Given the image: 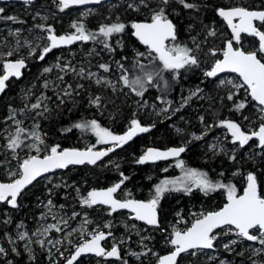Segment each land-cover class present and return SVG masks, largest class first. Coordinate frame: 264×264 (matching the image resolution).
I'll use <instances>...</instances> for the list:
<instances>
[{
	"label": "snow or ice",
	"instance_id": "6c2138e0",
	"mask_svg": "<svg viewBox=\"0 0 264 264\" xmlns=\"http://www.w3.org/2000/svg\"><path fill=\"white\" fill-rule=\"evenodd\" d=\"M102 0H54L59 11L63 12L71 6H82L88 4H101ZM26 5L31 4L32 0H24ZM173 4L181 6L183 9L194 10L197 13L200 11V5L192 2V0H130L127 3V8L133 12L146 10L148 15L142 20H133L130 23L122 22L117 17L115 22L100 24L96 31H90L86 28L83 20L74 21L71 28L74 31L57 34L56 29L51 24L39 23L34 25V29H38L44 36H36L34 40L27 38L21 39L22 30L16 28L9 31V36L15 38V47L9 48L6 52H0V65H2V74H0V94H4L13 78L19 79L23 76V71L28 67V60L35 57L38 61H44L48 54L54 49L63 46L72 45L75 42L94 41L102 46L109 54H115L117 48L123 50V34L127 29H131V36L134 37L139 44L145 47V51L134 49L132 59L128 56H121L119 60L113 59L111 63H100L98 69L103 73H118V79L112 80L108 76L100 75L98 72H93L84 67H73L71 63H62L61 58L57 57L54 65L44 67L42 75L51 73L54 69H59L61 73L67 75L74 74L80 79L92 81L97 86L106 87L113 94L123 92L126 88L130 93L137 97L143 98L150 87H159L158 81H163V88L160 89L165 94L170 88L167 80L164 79L163 73H173L175 80L180 75V70L198 67L201 59L198 55L202 51V44L207 43L208 37H215L217 31L214 27L205 25L206 35L203 41H198L196 36H192L191 45L182 43L179 40V31L177 25L170 17L175 13ZM5 8L0 7V20L11 21L13 23L24 24L25 21L20 20L14 15H4ZM215 13L219 16L227 27L230 29V38L224 40L223 48H209L208 55L211 57L222 58L214 59L211 67L204 72L207 78L218 77L220 73L231 72L237 74L239 82L233 80H219L218 87H226L231 85V89L227 92L226 99L231 102L230 111L240 113L243 121H248L249 126L244 127L240 122L233 119H220L214 124H205V117L199 116V121L205 124V131L202 135L192 133V138L201 140L207 135V132L213 127H220L226 130L230 136V143L237 146L239 149H244L246 146L252 149L247 154L248 160L256 163L259 159L264 162V0H261L259 6H248L246 4H233L215 8ZM178 15V13H176ZM40 18L47 21V16H40L37 12L33 16V20ZM193 28L189 24V30ZM32 32L33 29H28ZM245 37H252L257 41V44L252 48L246 49L243 47ZM46 40V43L40 45L34 41ZM113 40L115 46L113 45ZM27 48L28 56L20 55V49ZM96 54L95 50L89 55ZM148 63L145 64L144 61ZM130 64V67H126ZM61 82L64 81V75L57 77ZM118 85L120 87H118ZM44 88H49L47 80L43 83ZM54 88H59V85H52ZM84 88L83 84H66L63 89L57 93V100L60 105L68 102L75 96L80 95V90ZM243 90L245 96L243 99L237 100L236 97ZM203 90L197 88L190 95L182 100L179 108L173 110L180 111L187 105L188 101L193 96H197ZM127 94V93H125ZM29 92L25 93L24 98L27 99ZM164 103L168 104L167 108L160 111L168 113L172 110V102L164 100L163 97H157ZM222 99V103H223ZM48 97L44 92L35 98V102L25 103L23 108L15 109L9 105V114L5 117V123L11 122L15 125L14 130L7 131L4 136L6 143L4 148L10 150L13 159L17 160L15 168H8L6 181H0V203H6L13 209H18L21 205L19 199L27 191L28 187L33 185L38 179L47 178L46 174L54 173L57 169H67L70 165H96L102 162L103 158L109 153L114 152L117 148L123 147L139 133H147L155 124L146 126L140 119L136 118V113H133V118L130 120L127 130L122 134H116L107 127L101 126L98 120H84L76 122L71 128L63 129V132H70L72 128L82 131H90L96 138L95 144L89 145L84 149L80 148H61L59 144L47 145L46 133L40 129V120L45 119L46 114L51 110L48 107ZM88 103L98 109L106 107L104 98L100 95L91 96ZM138 108L148 107L146 100H138ZM249 107H255L258 112L257 120L259 121L255 127H252L254 122L249 116H244L243 112ZM155 109V105H152ZM31 113L33 121L32 127H24V120L18 119L17 115ZM177 132L182 129L177 128ZM228 139V136L225 137ZM252 141H255L253 148ZM97 145H108V147L97 148ZM213 152L217 150L228 155L229 160L237 161L235 150L228 151L220 147L219 144L210 146ZM27 149L23 158L20 157L18 150ZM186 151V146L171 147L165 150L158 148H147L144 153L135 161L137 164H145L147 162H155L166 160L169 157H180L181 153ZM10 161H0V165H8ZM119 167L118 165L116 166ZM176 167L184 169L183 177L177 179H164L159 184L154 186V194L150 199L138 200L130 198L131 193H127L129 198H117V193L122 190V185L129 179L123 173H120L121 179L110 187L104 189H91L86 195L81 194L80 188L67 183L56 184L54 188H74L79 199L78 203L82 207L93 208L95 206H107L108 215L118 212L119 210H129L132 214V219L142 221L144 224L151 226L162 233H167L165 242L170 246V250L165 255L154 253L147 245L145 240L152 239L151 237H141V245L146 249L143 252H135L129 250L128 255L139 259L141 256L149 254L156 256V264H179V261L184 255L197 257L200 254H207L208 250L215 251L217 247L223 248L226 252H235L236 247L243 242H255L260 245L259 248H252V255L249 256L251 264H264V260L257 261L252 259L253 256L264 255V183L258 181V174L255 170L247 172L244 177V186L242 191L239 190L234 183H224L222 181H213L209 178L208 173L194 168H185L183 160H177ZM167 169H165L166 171ZM239 170L233 175H238ZM223 176V173L220 174ZM198 189L204 195H209L217 190H223L226 197V202L216 210L193 213V218L189 224L184 220L180 213V217L176 224H173L171 231L165 227L160 218V202L164 195L168 192H184L191 194L193 189ZM49 197L53 195V188L47 189ZM44 207L46 212H42L40 219L46 221L49 216L55 223L42 224L35 232L29 233L25 229L24 223L21 221L17 224V236L13 239L8 236L11 246V253L20 255L18 241L24 242L25 251L29 254V259L35 260L32 255L31 244H38L41 248L46 245L49 258L52 256V248L56 249V254L64 258L65 264H74L78 262V258L84 254H94L97 257L116 258L121 260L122 264H128L121 254V245L123 240L113 242L110 249L102 246V241L112 237L111 231L101 230L99 225L95 229L87 230V225L91 223L87 219V213H84V220L80 226L79 232L82 237L87 235V238L75 245L74 251L70 256L65 257L57 245H62L65 240L69 244L72 241L69 237L72 236L77 229L70 228L71 221L81 215L80 212L72 210L70 215H59V212L53 211L55 208L53 199H47ZM65 205H60L62 211ZM11 217H8L4 223H10ZM184 223L186 226L180 228L177 225ZM132 230H136V225L130 226ZM105 229H111L112 224L108 222L104 225ZM65 229H70L65 233ZM52 233H65L62 239H53ZM137 235L140 232L136 231ZM35 237V239H33ZM235 237V238H231ZM130 239V237H129ZM227 242H222L224 240ZM9 249L0 246V256H7ZM243 257L244 251L236 253ZM210 261H217L218 256H208ZM8 264H12L9 260ZM52 264H57L52 261ZM218 264H229L225 259H219Z\"/></svg>",
	"mask_w": 264,
	"mask_h": 264
},
{
	"label": "rangeland",
	"instance_id": "374dc122",
	"mask_svg": "<svg viewBox=\"0 0 264 264\" xmlns=\"http://www.w3.org/2000/svg\"><path fill=\"white\" fill-rule=\"evenodd\" d=\"M50 2L54 3V0H50ZM130 2V0H113L111 2H105L96 6L92 7H77L72 8L70 11L67 12L65 9L64 12L58 11L57 8H49L44 5H38L33 6L32 3L26 5L24 2H21V5L15 6V8L20 12L21 14H24L25 16L29 17V21L26 22V24H14V23H8L5 25L0 26V40H2L0 43V52H6L9 48L15 47V38L12 36H9V31L14 30L16 28H20L22 30L21 39L24 38L34 40V37L36 36H44L45 33H42L38 29H34L35 24L39 23H45V24H51L56 25L58 28H60L61 32H57V34H64L71 31H74V29L71 28V25L74 21L83 20V22L92 21L94 24H92L90 27L88 26V30L90 31H96L100 24L104 23H110L115 22L117 17L122 22L130 23L133 20H142L144 19L148 13L146 10L142 9L140 12H133L132 10L127 8V3ZM237 4L236 2H232L229 5ZM248 5V4H247ZM250 6V5H248ZM73 7V6H72ZM173 8L175 9V13L173 16L179 17L180 22V16L181 10L178 9L176 6L173 5ZM39 12L40 16H47V21L41 20L40 18H37L33 20V16L36 15V13ZM65 13V14H63ZM126 13V15H125ZM178 13V15L176 14ZM136 15H141L142 18L135 19ZM131 16V17H130ZM171 18V17H170ZM172 19V18H171ZM86 24V23H85ZM183 39L180 41L182 43H189V46L191 45V37L196 36L198 41H203L206 35V29L203 28L201 25L193 27L191 30H189V24L183 23ZM208 26L214 27L217 31V35L215 37H208L207 43L202 44V51L198 53L201 63L196 69H198L197 73V80H200L199 83L196 84H186L179 88V95L180 98L181 95H185L188 97L191 92L195 91L197 88H199L200 83H207L206 89H204L202 92H200L197 96H193L191 100L188 101L187 105L183 108H180V111L175 112L173 114V110L169 111L168 113H163L160 110L165 107V104L161 102L160 100H156L154 98H151L149 96L146 97H137L135 94L130 93L128 89H124L123 92H117L116 94H113L110 89L102 86H97L92 81L80 79L79 77H76L72 73H68L67 75L60 72L59 69H54L51 73L44 74L42 78L39 80L35 78L34 81L25 82L27 78L25 79V76H22L19 79L13 78L9 84V87L6 89L4 94H0V99L5 100L7 108L3 112V116L0 115V161H10V164L8 165H0V173L7 177L6 172L8 168H15L17 165V160L13 159L12 153L10 150H7L4 148V144L6 143V140L4 139V136L7 134V131L14 130L15 125L12 124L10 121L5 123V117L9 114V105L10 104L15 109H20L24 107L25 103H32L35 102V98L40 96L41 92H44L48 97H51V100L48 101V107L50 108V112L46 114L45 119L40 120V129L43 133L44 130H42L41 127V121L43 120H52L50 118L53 109L52 104H59V101L57 100V93H59L63 87L66 84H83L84 88L80 90L81 93L85 92V95L82 97L84 102V107L89 111L90 115L87 118H83L80 120H77L76 122L84 121V120H91L96 119L99 121L101 126L109 128L111 131H113L116 134H121L124 131L127 130L128 124L130 120L133 118V113H136V118L140 119L141 122L145 125H152L155 123V121L159 122H166L168 120H172L171 118L178 117L177 122L179 123L181 120L185 121L186 127H182L179 129H182L181 132H177L174 126L175 119L167 124L169 128L172 129V135L177 137H183L181 141V144L184 146H189L191 143L194 144L195 147H200L205 152V158H208V161H219L224 163L223 172H218L212 174L208 168L205 167H195L193 165H189L187 162V157L182 156L179 159H175L173 161L161 163L158 166H156V170H151L153 173L152 175L149 173L148 177H151L153 175H156L157 178L150 184L149 187H142L138 189V192L141 194V196L138 195V193H131L129 190V186L123 187V189L120 191V196L123 198H129L126 196L127 193H131L130 198H136V199H150L151 196L154 194V186L159 184L164 179H177L183 177L184 169L180 167H176L177 160H183L185 164V168H194L200 171H204L208 173V176L213 181H222L224 183H234L236 184L237 188L242 191L244 186V177L246 176L247 172L253 171L252 162L248 160L247 154L252 151V149H249L247 146L244 149H239L237 146H233L230 141V136L226 132L225 129L220 127H213L207 132V135L204 136L201 140H195L192 138V133H195L196 135H202L205 131V124H214L218 122L220 119H233L237 120L242 124L244 127H248V121H243L241 114L236 113L234 111H230L231 109V102L227 101L226 99H223L226 97L227 92L231 89V85H228L226 87H218L219 80H233L235 82H239L238 77L236 74L227 73L220 77L216 78H207L204 76V72L207 71L214 59L216 58H222V56L218 55L217 57H211L209 56L208 50L209 48H216V49H222L224 40L230 38V31L226 25L222 21V19L217 16V18L210 19ZM28 29H33L32 32H29ZM34 43H39L40 45H43L46 43V40L41 41H34ZM256 42L253 41L251 38H245L243 41V47L246 49H250L255 45ZM113 45L115 46L114 40ZM119 51L121 49L117 48ZM93 50H95L96 54L89 55V53H92ZM20 55H23L25 57L28 56V49L27 48H21L20 49ZM57 57L61 58L62 63H71V65L77 70L80 67H84L85 69H89L93 72H98L100 75L108 76L112 80L118 79V73L115 71V65L113 64L114 71L111 73H103L102 70L98 69V65L101 62L104 63H111L113 59L117 60L114 56V54H109L106 50L102 48V46H98L95 42L91 41L88 43L87 46H84L83 42H80L77 46H72L70 48H65L61 50L60 52L54 54L50 58L45 59L44 67L52 66L56 63ZM31 59V58H30ZM29 59V60H30ZM42 68V69H43ZM28 69V67H27ZM26 69V70H27ZM24 72V71H23ZM42 72V70H41ZM181 72V70H180ZM0 74H2V65H0ZM171 75H174L173 73H170ZM59 75H64V81L61 82L57 79ZM47 80L49 82L50 87L44 88L43 83ZM163 83V81H162ZM13 84V89H11V85ZM52 85H59V88H54ZM86 85H92L95 87H92L94 90L96 87L102 88L104 90V93L98 92L92 93V91H88L86 89ZM118 87H120L118 85ZM91 88V89H92ZM29 92V95L27 99L24 98L25 93ZM89 92V93H88ZM127 93V94H125ZM79 95V96H80ZM96 95H106L108 98L109 96H114L116 98H124L126 97L128 99V107L127 113L125 114V119L120 120L121 117H117L116 112H111L110 114L105 111L109 110L110 106H108V103H106V107L104 108H96L91 106L88 101L91 96ZM82 96V95H81ZM245 96V93L243 90L240 91V93L237 95L236 99H243ZM103 97V96H102ZM177 97V99H178ZM185 98V97H183ZM223 99V103L221 102ZM76 100V96L72 99H70L68 102L64 103L66 104H73V102ZM138 100H146L148 102V107L146 108H138L137 101ZM8 103V104H7ZM152 105H155V109L152 108ZM208 105V106H207ZM207 106V108L205 107ZM216 107L223 106L224 110L223 112L218 113L217 110L211 109L210 107ZM202 107V108H200ZM115 109V108H113ZM120 113V110L117 111ZM181 112H183L182 115ZM196 118L195 123L191 121V119H188L187 117L190 116V114H193ZM31 113L27 114V118L24 114L17 115L18 119L24 120V127L31 128L32 127V119H31ZM203 115L205 117V124H202L199 121V116ZM244 116H249L250 119L254 122L252 127H255L256 124L259 123L257 120L258 112L256 111L255 107H249L247 111L243 112ZM143 118L147 119L144 122ZM187 118V119H186ZM75 122V123H76ZM73 123V124H75ZM72 125L69 127L71 128ZM156 128L153 127V130ZM74 130L75 132V138L72 140L73 145L76 146H69L71 148H80L84 149L88 147L89 145L95 144L96 138L90 131H82L80 129L72 128L71 132ZM149 134V133H148ZM228 136V139H225V137ZM150 142L146 145H142L139 148V155H137V159L141 154L144 153L147 146H155L160 147L153 141V139H148ZM155 143V144H154ZM253 145V148L255 147V141L251 142ZM46 144L51 146L57 144L56 142L50 143V141L47 139L46 136ZM213 144H219L220 147H223L227 149L229 152L232 150L236 151L237 154V161H231L228 158V155L219 152L218 150L214 153L211 149V145ZM61 146V144H60ZM108 147V145H97V148H104ZM170 147L165 145L162 148ZM61 148H65L62 147ZM197 148V149H198ZM19 155L21 158H23L27 152V149H20L18 150ZM126 153V152H125ZM112 155V154H111ZM208 155V157L206 156ZM119 160H122L120 158ZM118 158L116 156L107 157L99 164L95 165L97 167H107L109 169H114L116 166L114 165L117 163ZM204 160V159H203ZM246 165V166H245ZM90 166V167H95ZM241 168V169H240ZM165 169H167L165 171ZM205 169V170H203ZM239 170L238 175H233L234 172H237ZM160 172V173H159ZM71 172H65L63 174H51L46 176L47 178H42L38 180L36 183L39 186L37 189V192H35L33 195L28 194L29 192L26 191L23 196L19 199L20 207L18 209H13L6 203H0V246L5 247L6 249H9V254L7 256H0V264H8V261L11 260L12 264L14 261V257L10 255L11 251V244L9 243L8 236H11L13 239L16 238L18 231H23L24 229H17V224H19L21 221L24 223L25 229L29 231V233L35 232L37 228L41 227L42 224L47 223H55V221L51 218V216L48 217L46 221H43L40 219L41 213L46 212L47 209L44 207V205L47 202V199L51 198L53 199L55 208L53 211L59 212V215H70L72 210H75L77 212H80L81 215L77 217L75 220L71 221L70 228L77 229V232H74L69 239L72 241L71 244L65 240V242L62 245H57L56 247H59L61 251L64 252V256H70V254L74 251L75 245L82 242L83 239L87 238V235L85 234L84 237L80 235L79 229L81 224L84 220V213H87V219L91 221L90 224L87 225V230L90 231L92 229H95L97 225H99L101 230L104 231H111L113 233L114 230L117 231L113 235V237L108 241V247L111 248L113 242H118L120 240H123L124 243L121 245V254L124 257V259L128 258L130 255H128L129 250L135 251V252H142L144 250V247L141 245V237H151L150 240H145L144 244L147 246L149 245L148 242L156 239L158 234H162L159 230L149 227L145 224L139 223L136 220H133L131 217V213L128 212H122L121 214H118L117 216H106L104 213H107L108 210H106L104 213H101L99 210H95L92 208L82 207L77 201L79 199L76 191L74 188H54L53 186L56 184L63 185L64 183H68V176ZM223 173V176L220 174ZM88 175H91L92 182L96 181V178L93 177L94 174L89 173ZM8 179V177H7ZM121 179V176L117 179L112 180L108 185L102 186L107 187L110 185L115 184ZM89 180V181H91ZM2 181V180H1ZM4 181V180H3ZM87 183V182H86ZM126 183V181H125ZM89 185L83 190V185H76V187L80 188L81 194L86 195L87 191L95 188H101V187H95L94 183H88ZM33 186V185H32ZM48 188H53V195L49 197ZM143 189V190H141ZM141 190V191H139ZM193 192H197L201 194L204 197V193L199 191L198 189H193ZM217 196L210 199L208 203H206L204 200L200 202H194L191 199L187 200V207L186 209H183L182 207H179L177 210H174L171 215H161V222L162 224L168 228V231H171V227L173 224H176V221L180 218L177 216V213H180V215L183 217L184 220L188 221L189 224L193 218V213H200V212H207L218 209L222 203L226 200L225 193L223 190H217L215 192H212L209 194L217 193ZM185 194L184 192H168L165 195L169 196L170 198L173 197V200H176V202H180L183 200ZM29 195V197H28ZM164 195V196H165ZM183 197V198H182ZM160 202V206L162 204V200ZM65 205V208L61 211L59 209L60 205ZM105 207V206H104ZM106 208V207H105ZM108 209V208H107ZM11 217L10 223H4V221ZM108 222H111L112 228L111 229H105L104 225ZM136 225V230L131 229V225ZM180 228H184L186 225L184 223H180L177 225ZM70 229H65V233L69 231ZM140 232V235L136 234V231ZM65 233H52L51 237L53 239H62L65 235ZM167 235V234H166ZM163 237L165 242V237ZM163 236V235H162ZM130 237V239H129ZM235 238V237H231ZM35 239V237H33ZM222 242H227L225 239ZM19 246L20 255H16L14 253H11L15 256V258L18 259L20 262L19 264H52V261H56L57 264H65L64 258L60 257L58 254H56V249L52 248V256L51 259L49 258V253L47 251V248L51 247L50 245H46L45 248H41L38 244H31L30 247L32 248V255L35 256V260L29 259V254L27 251H25L24 242H17ZM260 245L255 242H243L241 245L236 247L235 252H226L223 248L217 247L215 251L208 250L207 254H200L197 257H193L190 255H185V259L182 261L181 264H188L190 263L194 264H218L219 259H225L229 262V264H251L250 260L248 259L249 256L252 255L251 249L252 248H259ZM165 248L167 251L170 250V246L165 244ZM244 251L245 255L243 257L238 256L236 253ZM216 255L218 256L217 261L213 262L208 259V256ZM133 258L132 263H138L142 262V260L145 258L144 256H141L139 259H137L134 256H130ZM148 257V256H147ZM131 258V259H132ZM154 259L152 258L148 260V263L151 264L154 262ZM252 259H256V256H253ZM82 261V260H81ZM79 262L80 264H122L121 260L113 259V258H105V257H98L95 259L90 260L89 258H85L82 262ZM77 263V262H76ZM78 263V264H79ZM131 264V263H130Z\"/></svg>",
	"mask_w": 264,
	"mask_h": 264
},
{
	"label": "trees",
	"instance_id": "16d2710c",
	"mask_svg": "<svg viewBox=\"0 0 264 264\" xmlns=\"http://www.w3.org/2000/svg\"><path fill=\"white\" fill-rule=\"evenodd\" d=\"M192 2L200 5V11L198 13L194 10L183 9L181 6L173 4L178 9L181 10V15H182V16H180V18L182 17L180 19V22H179V17L173 16V15L171 16V18L173 19V21L177 25V28L179 31V40L180 41L183 39V29H182L184 26L183 23L184 24L185 23L192 24L193 27H195V26L200 27V25H201L204 28L205 25L208 26L210 19L217 18V15L215 13V8H217V7L228 6L232 2H236L237 4H246V5L248 4L250 6H252V5L259 6L261 3V0H192ZM19 5H21V3H0V7L5 8L4 15L17 16L20 20L25 21L24 24H26V22L29 21V17L18 12V10L15 8V6H19ZM32 5L33 6L44 5V6H47L49 8H57V10L59 11L57 4H53V2H50V0H35L34 2H32ZM77 7L78 6H73V7L71 6L66 10L68 12L72 8H77ZM63 14H65V13H63ZM125 15H126V13H125ZM139 18H142V16L141 15L135 16V19H139ZM8 23H13V22L0 20V26L8 24ZM84 23H86L85 25H86L87 29H88V26L90 27L92 24H94L92 21H89V20L87 22H84ZM14 24H18V23H14ZM53 26L58 32H61L60 28H58L56 25H53ZM122 38H123V43L125 44V48L121 51H119L117 49L116 53L114 54V56L117 60H119L121 58V56H128L129 59L131 60L134 49H139L140 51H145V47L143 45L139 44V42L134 37L131 36V29L130 28L126 30V33L123 34ZM252 40L255 41L257 44L256 40H254V39H252ZM1 41L2 40H0V43H2ZM89 42H91V41L83 42L84 46H87ZM78 44L79 43L75 44L74 46H77ZM96 44L98 46H101L98 43H96ZM63 49H65V48H63ZM63 49H58V50L53 51L46 58H50L51 56L60 52ZM44 61H38L35 57L28 60V69L24 70V72H23V76H25V79L27 78V80H25V82H29V81H31V79H32V81H34L35 78L40 80L42 78V76H44V74L42 75V72H41V70L45 64ZM101 63H104V62H101ZM144 63L147 64L148 61L145 60ZM126 67H130V64H126ZM198 71L199 70L196 69L195 66L190 68V69H187V70L182 69L179 77H177L175 80L173 79V75H171L169 72H164L163 73L164 79L167 80L169 85H170V88L167 91V93L165 94L164 92H162L160 90L163 88L164 85H163L162 81H158L159 87H150L148 89V91L145 93L144 97L149 96V97L154 98L156 100H158L157 97H163L164 100L172 102V110L179 108L180 104L182 103V100L184 99L183 97L186 98L185 95H183V96L181 95L180 98L178 97L179 88L182 87L183 85H186L189 83H191V84L192 83L193 84L199 83L200 80H197L198 79L197 78ZM31 82H29V83H31ZM206 84L207 83H200L198 87L200 89L204 90V89H206ZM92 87H95V86L86 85V89H88V91H92V93H96L97 91H95V90H98V92L99 91L102 92V94L104 93V90L102 88L96 87L94 90ZM11 89H13V84L11 85ZM81 95L76 96V100L73 102V104H70V105L69 104H66V105L52 104L53 112L50 116V118L52 120L51 121L50 120L41 121L42 130H44V132L46 133L47 139L50 141V143L56 142L59 145L61 144L62 147L76 146V145H73V143H72V140L76 136L74 130L72 132L71 131L70 132H63L62 130L69 128L77 120L87 118L90 115L89 111L83 105L85 101L83 100L82 97L85 95V92L81 93ZM102 96L104 98V101L108 103V106L112 107L109 110L105 109V111L109 114H110V111L112 113L116 112V114H117L116 116L119 118L121 117V114H122V118H120V120H124L125 119L124 116L127 113L126 108L128 107V104H129L128 99L126 97L116 98L114 96H109L107 98L106 95H102ZM177 97H178V99H177ZM164 104H165V107L167 108L168 104L167 103H164ZM8 105H10V104H8ZM207 106H205V107L207 108ZM6 108H7V106H6L5 100L0 99V115L3 116V114H4L3 112L5 111ZM113 108H115V109H113ZM200 108H202V107H200ZM210 108L213 109V111L217 110L218 113L223 112V110H224L223 106H219L218 108L211 106ZM118 110H120V113L117 112ZM172 110H170V111H172ZM182 114H183V112H181L180 115H182ZM177 118L178 117L171 118L172 120H168L166 122L155 121L156 128L151 133L136 138L134 140V142H132L127 147H124V148L116 151L114 154L108 156V158L111 156H116L118 158V160L120 158H122V160H119L117 163L114 164L115 166L118 165L119 166L118 168L115 167L114 169H109L107 167H97V166L92 168L88 165H85V166H78V167H70L68 170L59 171V172H56L54 174L59 175V174L65 173V172H71L67 178L68 183L70 185L74 184L75 186L85 184L82 187L84 190L89 185L88 183H91V184L94 183L95 187L106 186L112 180L117 179L119 177L120 173H123L125 176L129 177V179L126 180L124 187L129 186V188H130L129 191L131 193L137 192L138 195L141 196V194L138 192V189H140L142 187H149L150 184L152 182H154V180L157 178L156 175L148 177L149 173L151 175L153 173L151 170H156L155 168L157 165L137 164L135 161L137 160L136 156L140 154L139 148L142 145H145V144L147 145L150 142L148 140L149 138L150 139L152 138L154 142L156 141L155 143H158L157 145L160 147H164L165 145L172 146V145L181 144V141L183 139L185 140V138L172 135V129L167 126V124L169 122H171L175 119L176 120L174 122L175 128L176 127L177 128H182V127L187 128L185 121L181 120L178 123ZM187 118L191 119V121H193V123H195L196 118L194 116V113L190 114V116H188ZM143 120H144V122L151 123L150 120L145 121V120H147L145 118H143ZM181 138H183V139H181ZM197 148L198 147H195L193 143H191L189 146L186 147V153L184 156L187 157V162L189 165L191 164L195 167H202V168L205 167V168H207L206 169L207 171L209 168L210 169L209 171L212 174L214 173V175H215V173L223 172V167L225 166L224 163L219 162V161H211V160L208 161V158L207 159L205 158L204 150L201 149L200 147L198 149ZM206 156L208 157V155H206ZM250 167H252V169L257 172L258 181L264 183V162H261L259 159H257L256 163L255 164L252 163V165ZM203 170H205V169H203ZM89 173L94 174L93 177L96 178L95 182H92L91 175H88ZM0 180L6 181L7 177L0 173ZM89 180H91V181H89ZM38 188H39V186L37 185V183H35L33 186H31L30 188L27 189V191L29 192L28 194L33 195L35 192H37ZM141 190H143V189H141ZM141 190H139V191H141ZM217 194H218V192L211 194L210 196L204 195V197H203L201 194L192 191L191 194H183L186 197H184V198L182 197L183 200L180 201L179 203L176 202V200H173L172 199L173 197L170 198L168 195L167 196L165 195L163 197L164 199L162 200V204L160 206L161 215H171V213H173L174 210H177L179 207L186 209L188 199H191L194 202H200V201L204 200L206 203H208L210 201V199L217 196ZM28 197H29V195H28ZM92 209L99 210L101 213H104L106 210H108L107 207L105 208L104 206L93 207ZM104 214L106 216H108V211H107V213H104ZM118 214H120V212L114 213V214L109 215V216L114 217V216H117ZM114 232L117 233L116 230H114ZM166 234L167 233L158 234L156 239H153V240L148 242L149 245L147 246V248H150L152 250V252L159 253L160 255L166 253L167 252V249L165 248L166 243L163 242V240H164L163 237ZM143 251H146V249L144 248ZM10 255L14 257V261H13L14 264L20 263L18 261V259L15 258L14 255H12L11 253H10ZM147 256H144L145 258L142 260L141 263L138 262L135 264H149L148 263L149 259L156 258V256L151 255V254H149ZM131 258L132 257H130V256L128 258H126V260L128 261V264H130V263L133 264L132 263L133 258L132 259ZM255 260H257V261L264 260V255L256 256ZM187 263L188 264H194V263H190L189 261Z\"/></svg>",
	"mask_w": 264,
	"mask_h": 264
},
{
	"label": "water",
	"instance_id": "95a60500",
	"mask_svg": "<svg viewBox=\"0 0 264 264\" xmlns=\"http://www.w3.org/2000/svg\"><path fill=\"white\" fill-rule=\"evenodd\" d=\"M35 0H32V2H34ZM110 1H112V0H102V2H101V4L102 3H105V2H110ZM21 2H24V0H0V3H21ZM92 6H96V4H88V5H82V6H78V7H92ZM174 22V21H173ZM175 23V22H174ZM176 24V23H175ZM77 43H80L79 41L78 42H75L74 44H72V45H68V46H63V47H61V48H58V49H63V48H70V47H72V46H74L75 44H77ZM58 49H54L53 51H55V50H58ZM52 51V52H53ZM51 52V53H52ZM50 53V54H51ZM49 55V54H48ZM47 55V56H48ZM227 73H231V72H224V73H220L219 75H218V77H220V76H222V75H224V74H227ZM232 74H235V73H232ZM237 75V74H236ZM213 78H216V77H213ZM145 125V124H144ZM146 126H148V125H146ZM151 130V129H150ZM150 132V131H149ZM149 132H147V133H139L136 137H134L131 141H129L127 144H125L123 147H121V148H117L114 152H112V153H109V155L108 156H110L111 154H113V153H115L116 151H118V150H120V149H122V148H124V147H126L128 144H130L133 140H135L136 138H138V137H140V136H142V135H146V134H148ZM122 134V133H121ZM150 147H152V148H158V149H160V150H165V149H167V148H171V147H178V146H170V147H166V148H160V147H155V146H149V147H147V148H150ZM65 148H71V147H65ZM183 153H181V155H182ZM180 155V156H181ZM107 156V157H108ZM106 158V157H105ZM105 158H103V160L105 159ZM172 159H175V157H169L168 159H166V160H159V161H155V162H147V163H145V164H148V163H159V162H162V161H167V160H172ZM102 160V161H103ZM100 162H98L97 164H99ZM96 164V165H97ZM85 165H88V164H85ZM85 165H70L67 169H69L70 167H78V166H85ZM88 166H95V165H88ZM67 169H57V170H55V172L54 173H56V172H59V171H65V170H67ZM50 174H53V173H49V174H46V176H48V175H50ZM38 180H40V179H38ZM1 181V180H0ZM37 182V181H36ZM36 182H34L33 183V185L36 183ZM32 186V185H31ZM31 186H29V187H31ZM110 186H112V185H110ZM110 186H107V187H110ZM28 187V188H29ZM107 187H101V188H97V189H104V188H107ZM138 200H142V199H138ZM119 211H123V210H119ZM118 211V212H119ZM124 211H128L129 213H130V211L129 210H124ZM131 217H132V215H131ZM140 223H143L144 224V222H142V221H139ZM108 239V238H107ZM106 239V240H107ZM105 240V241H106ZM102 243V246L103 247H105L104 246V241H102L101 242ZM106 248V247H105ZM88 255H94V254H84V255H82V256H88ZM81 256V257H82ZM80 258V257H79ZM78 258V259H79ZM75 263V262H74Z\"/></svg>",
	"mask_w": 264,
	"mask_h": 264
},
{
	"label": "flooded vegetation",
	"instance_id": "af4514ba",
	"mask_svg": "<svg viewBox=\"0 0 264 264\" xmlns=\"http://www.w3.org/2000/svg\"><path fill=\"white\" fill-rule=\"evenodd\" d=\"M229 29V28H228ZM229 31H230V29H229ZM245 38H248V37H245ZM249 38H251V39H253L252 37H249ZM153 131V129L151 128V130H150V132L149 133H151ZM143 136V135H142ZM132 142H134V140L132 141ZM131 142V143H132ZM130 143V144H131ZM130 144H128V145H130ZM127 145V146H128ZM126 146V147H127ZM152 146V145H151ZM172 146H182V145H172ZM147 147H149V146H147ZM147 147H146V149H147ZM160 148H162V147H160ZM185 153H186V151L180 156V157H182V156H184L185 155ZM114 154V153H113ZM142 155V154H141ZM140 155V156H141ZM180 157H178V158H175V159H179ZM107 158V157H106ZM105 158V159H106ZM175 159H172V160H167V161H162V162H159V163H148V164H141V165H159V164H161V163H165V162H169V161H173V160H175ZM68 170V169H67ZM124 185H125V183H124ZM124 185H122V189H123V187H124ZM120 192H118L117 193V198H121V199H123V197H121L120 196V194H119ZM136 199V198H135ZM142 200H144V199H142ZM226 202V201H225ZM224 202V203H225ZM223 203V204H224ZM222 204V205H223ZM221 205V206H222ZM220 206V207H221ZM95 207H99V206H95ZM105 207H107V206H105ZM161 208H159V211H160V218H161V210H160ZM122 212H124V210L123 211H121L120 212V214L122 213ZM125 212H128V211H125ZM116 213H119V212H116ZM129 213V212H128ZM114 214V213H113ZM143 224V223H142ZM146 225V224H145ZM148 226V225H147ZM149 227H151V226H149ZM107 232V231H106ZM113 233V232H112ZM113 235H114V233H113ZM113 235H112V237H113ZM112 237H109L106 241H104V246L106 247V249H109V247L107 246L108 245V241L112 238ZM168 252V251H167ZM167 252L166 253H164V254H162V255H165V254H167ZM85 258H89L90 260H92V259H95V258H98L97 256H95V255H88V256H82V257H80L79 259H78V262L76 263H74V264H78L81 260L83 261ZM113 259H116V258H113ZM185 259V255L183 256V258L179 261V264H181L182 263V261ZM81 261V262H82ZM151 264H156V259H154V262L153 263H151Z\"/></svg>",
	"mask_w": 264,
	"mask_h": 264
},
{
	"label": "bare ground",
	"instance_id": "6f19581e",
	"mask_svg": "<svg viewBox=\"0 0 264 264\" xmlns=\"http://www.w3.org/2000/svg\"><path fill=\"white\" fill-rule=\"evenodd\" d=\"M30 188V187H29ZM119 212H121V211H119ZM134 220V219H133ZM139 222V221H138ZM140 223V222H139Z\"/></svg>",
	"mask_w": 264,
	"mask_h": 264
}]
</instances>
